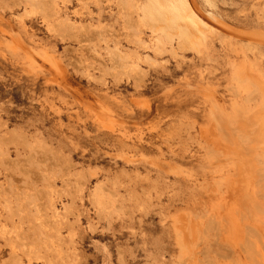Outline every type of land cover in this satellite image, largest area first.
Segmentation results:
<instances>
[{
  "label": "rangeland",
  "instance_id": "1",
  "mask_svg": "<svg viewBox=\"0 0 264 264\" xmlns=\"http://www.w3.org/2000/svg\"><path fill=\"white\" fill-rule=\"evenodd\" d=\"M55 1L57 16L49 14L47 0H0L2 224L34 226L36 242L27 245L43 251L36 208L28 205L22 222L12 214L16 198L33 183L46 196L23 203L36 198L49 217L57 213L68 264H264L262 193H253V185L234 188L227 206H219L229 185L238 184L242 162L221 149L228 165L212 173L210 148L218 144L205 149L200 137L212 127L218 137L225 127L251 137L238 126L261 93L242 74L264 80V45L247 44L255 38L239 31L264 30V0H193L232 27L198 41L171 10L182 9L185 0ZM118 2L132 8V19L124 8L119 12ZM95 29L119 36L99 45ZM118 33L129 34L132 43ZM157 39L164 44L160 52ZM16 42L30 48L34 60ZM120 52L130 53L140 75L109 64L106 59ZM49 237L52 245L55 236ZM16 256L22 264H45ZM14 262L0 235V264Z\"/></svg>",
  "mask_w": 264,
  "mask_h": 264
},
{
  "label": "bare ground",
  "instance_id": "2",
  "mask_svg": "<svg viewBox=\"0 0 264 264\" xmlns=\"http://www.w3.org/2000/svg\"><path fill=\"white\" fill-rule=\"evenodd\" d=\"M28 1V0H26ZM32 1V0H30ZM42 0H40L41 2ZM44 1V0H43ZM47 3L48 5V8H46L47 10L50 9L49 11L51 13V15L53 16H57L58 13H59V9H58V5H57V2L55 0H47ZM63 1V0H62ZM79 1V0H78ZM91 1V0H89ZM99 1V0H98ZM97 1V2H98ZM111 1V0H110ZM33 3V2H32ZM31 3V4H32ZM39 3V2H38ZM44 3V2H43ZM65 3V2H64ZM105 3V2H103ZM29 4V3H28ZM108 4V3H107ZM110 4V3H109ZM113 4V3H112ZM27 5V3H26ZM30 5V4H29ZM28 5V6H29ZM38 5V4H37ZM44 5V4H43ZM106 5V4H105ZM114 5V4H113ZM33 6V5H32ZM45 6V5H44ZM84 6V5H82ZM86 6V5H85ZM92 6V5H91ZM88 8V7H87ZM123 8L127 11L125 12L124 14L127 16L128 20L132 19V11H131V7H123L121 6V3L118 2L117 3V9H119V12L120 10H123ZM134 9L136 12H139L140 11V8L137 7V6H134ZM172 12L174 13V17L176 20H182V22H184V27H185V31H187L186 33H188L189 37H192L193 40L196 39L197 41L198 40H202L207 34H219V35H222V30L223 29H232V27H230L227 23H225L223 20L217 18L216 16L210 14V13H206L205 11L201 12L195 5L194 1L193 0H185L184 1V6L182 9L180 10H177L176 8L173 7V9L171 8ZM83 11V10H82ZM86 11V10H85ZM101 11V10H99ZM76 12V11H75ZM89 12V10L87 11ZM74 13V11H73ZM76 14V13H75ZM99 14V13H98ZM113 14V13H112ZM122 14V13H120ZM119 14V15H120ZM100 15H101V12H100ZM99 15V16H100ZM45 16V15H44ZM47 16H50L47 14ZM51 16V17H53ZM97 16V15H96ZM103 16V14H102ZM121 16V15H120ZM90 17V16H89ZM139 17V16H138ZM46 18V17H44ZM43 18V19H44ZM57 18V17H56ZM100 18V17H98ZM104 18V17H101V19ZM101 19H98V20H101ZM52 20V18H51ZM127 20V19H126ZM140 20V19H139ZM138 20V21H139ZM46 21V20H45ZM48 21V20H47ZM103 21V19H102ZM105 21V20H104ZM124 21H125V18H124ZM99 22V21H98ZM126 22V21H125ZM148 22V21H147ZM140 23H141V20H140ZM79 24V23H78ZM102 24V22L100 23ZM98 24V25H100ZM126 24V23H125ZM183 24V23H182ZM94 25V24H93ZM132 25V24H131ZM89 26H91L89 24ZM103 26V24H102ZM102 26H99L100 28H102ZM125 26V25H124ZM161 26V25H160ZM183 26V25H182ZM49 27V26H48ZM83 27V26H81ZM97 27V26H95ZM159 27V26H158ZM154 31H160L162 28H158ZM181 27V26H180ZM53 29V28H52ZM70 29V28H69ZM72 29V27H71ZM91 29L93 30L94 27H91ZM97 29V28H96ZM95 29V30H96ZM126 29V28H125ZM54 30V29H53ZM101 30V31H100ZM91 31V30H90ZM98 31V32H97ZM106 31V30H105ZM110 30H108L109 32ZM184 31V33H185ZM237 32L239 30H236ZM73 32H76V31H73ZM89 32V31H88ZM95 32H97V40L99 41V45H108L109 43V38H113L115 37L114 34H117V33H111L109 32L110 34H106L104 32L103 29H99V30H96ZM107 32V31H106ZM113 32V31H112ZM226 32V31H225ZM230 32V31H229ZM233 32V31H232ZM59 33V35H62L60 34V32H57ZM91 33V32H90ZM94 33V31H93ZM141 33V32H140ZM185 33V34H186ZM239 33H241L243 36H251L253 38H255V41H251V42H248L247 44H263L264 45V30H260V29H254L252 31H247V30H242V31H239ZM238 33V34H239ZM118 34H121L122 38L124 39L126 36L122 35V33H118ZM183 34V35H185ZM236 34V32H235ZM70 35V34H69ZM72 35V34H71ZM92 35V34H91ZM134 35L133 34H130V39L132 38V36ZM187 35V34H186ZM224 35V34H223ZM230 35V34H229ZM240 35V34H239ZM68 36V34L66 35ZM85 36V35H84ZM119 36V35H118ZM116 35L115 39L118 37ZM228 36V34H227ZM62 37V36H61ZM63 38V37H62ZM120 38V37H119ZM118 38V39H119ZM128 38V36L126 37ZM125 40L127 41L128 39ZM188 38V37H187ZM229 38H232L229 37ZM69 39V38H68ZM71 39V38H70ZM81 39V38H80ZM79 39V40H80ZM84 39V38H83ZM82 39V40H83ZM88 39V38H87ZM191 39V38H189ZM238 39V38H237ZM16 40V39H14ZM22 40V39H21ZM65 40V38H64ZM96 40V41H97ZM195 40V41H196ZM251 40V39H250ZM19 41V40H18ZM76 41V40H75ZM90 41V39H89ZM112 41V40H110ZM119 41V40H118ZM121 41V40H120ZM131 41V40H130ZM190 41V40H189ZM192 41V40H191ZM190 41V42H191ZM249 41V40H247ZM83 42V41H82ZM88 42V40H87ZM85 41V43H87ZM129 42V41H127ZM156 43H154L156 46L155 50L156 52H160L162 50V45L163 42L160 40V39H157V41H155ZM201 42V41H200ZM199 42V44H200ZM17 43V42H16ZM77 43V42H76ZM126 43V42H125ZM131 42L127 43V44H131ZM195 43V42H194ZM81 44V43H80ZM93 44V43H92ZM192 44V43H191ZM14 45V43H13ZM98 45V46H99ZM81 46V45H80ZM83 46V45H82ZM86 46V45H85ZM84 46V47H85ZM88 46V45H87ZM143 46H146V45H143ZM262 46V45H261ZM17 47L18 49H21V50H24V52L26 53L25 55L28 56L30 59L27 58V60H31L33 59L34 57V53L33 51H31L30 48H28L26 45H24L23 43H17ZM16 47V48H17ZM148 47V46H147ZM194 47V45L192 46ZM13 48V47H12ZM82 49V48H81ZM13 50V49H12ZM16 50V49H15ZM116 50L118 51V49L116 48ZM14 53V52H13ZM116 55V54H115ZM114 56L113 55H110L106 60L109 62V64H111L112 66H118V67H123L124 69L126 70H129L133 73H135L136 75H140L142 73V70H141V67L137 64L136 61H134L130 55V53H119L117 55L118 58H116V56L113 58ZM91 58V57H90ZM34 60V59H33ZM32 60V61H33ZM84 60V59H83ZM95 60V59H94ZM32 61H29V62H32ZM93 62V61H92ZM36 63V62H35ZM90 64V62H89ZM61 73V72H60ZM243 76H246V77H249L250 80H253L254 82H256L259 87H253V89L255 88L256 90L254 91H257L259 90L260 93H261V99L253 106V107H250L248 110H246V112L244 113L243 115V119L242 121L239 123V130L241 131V129H245L244 132L246 133L247 137L248 135H251V137L249 138L248 137V141L250 142V140H252L254 143H251L247 146V140L246 138H242L243 136L241 135H238V133L236 132H232L231 128H222L221 129V134H222V137H218V135L216 134V130H214L212 127L209 131L207 130H204V129H201L200 131V137L203 141L205 142H202L204 144H207L205 145V149L207 148L206 146H210L209 144H218L216 148H210V153L213 155L212 157V160H215V161H212L209 162V171H211L212 173H220L222 172V166L223 164L225 165H228V161L224 158H222L220 156V154L217 152V151H221V149L223 150V153L222 154H226V155H231V158L232 159H235L237 160L235 157L237 158H240L241 159V164L239 165V168L241 169L242 168V171H239L241 176L236 180V182L238 184H235V187H233V185L231 186L230 188V185L228 187V189L226 191H224L223 193V198H222V201L220 202L219 206L223 207V206H227V199H228V195L227 194H230L232 195V191H234V188L235 189H238V187H240V189L242 188L243 190L245 188H249L251 185L254 186H257L256 189L252 190L253 193H255L256 191L261 194L263 200H264V80H262L258 75H250L248 72L246 71H243ZM59 76V75H58ZM253 77V78H252ZM256 79V80H254ZM55 81V79H54ZM59 81V80H58ZM247 82L249 80H246ZM56 82V81H55ZM252 87H250L248 90L251 91ZM252 89V90H253ZM206 90V89H204ZM252 91V92H254ZM251 92V94H252ZM248 95L250 96L249 92H248ZM212 99V98H210ZM214 101V100H213ZM215 103V102H214ZM216 106H218V103L215 104ZM221 106V105H219ZM221 108V107H220ZM218 110L219 107H218ZM222 111V109H221ZM221 111H218V113H220L221 115ZM219 116V115H218ZM103 118V117H102ZM219 119V124L220 123V117L218 118ZM217 122V121H216ZM223 123V122H222ZM225 123V122H224ZM226 125V124H225ZM224 125V126H225ZM219 126V125H218ZM217 126V127H218ZM229 126V124H228ZM105 127V126H103ZM240 136V137H238ZM238 138H242V143L246 141L245 145L247 147H244L242 146L243 144L239 142V139ZM201 140V141H202ZM219 144H222V145H219ZM242 144V145H240ZM207 148V149H209ZM227 148V149H226ZM209 151V150H207ZM216 151V152H215ZM222 152V151H221ZM208 153L207 152V156H208ZM210 155V154H209ZM209 157V156H208ZM211 157V156H210ZM234 163L236 161H233ZM239 162V160H238ZM240 163V162H239ZM244 163V164H243ZM222 165V166H220ZM224 165V168H226ZM217 166H220L222 167L220 169V167H217ZM218 169H217V168ZM235 168V166H233ZM233 168V170H234ZM220 169V170H219ZM236 170V169H235ZM224 171V170H223ZM235 171H233V174H234ZM232 176V174H231ZM231 176L229 178H231ZM237 176V174L235 175ZM233 177V176H232ZM255 179V180H254ZM229 180V179H228ZM231 182V181H230ZM235 182V183H236ZM229 184V183H228ZM26 188H28V192L27 194L25 195L24 198H16L15 200V204L17 206V212L16 213H12L13 215H16L18 216L19 218V222L23 221L26 219V217H28V214H27V206L28 205H31V206H34L36 208V217H35V220L37 222V229L39 230V233L41 235H43L42 239L40 240L39 244L40 245H44L43 246V251H33L31 250V245L28 246V242L29 240L33 241V242H36L35 240V234L37 233L36 231H34V226H29L28 228H24L22 226L23 223H18L17 225H15L13 227V229H9L8 226L6 224H2L1 220H0V235H2V237H5L8 239V242H9V246L11 248V255H12V258L13 260H15L14 264H22V262L17 258V254L20 252L22 253L23 255H25L27 258H28V261L31 263V260H44L45 264H68L67 261H66V254L68 252V250H66L65 246H64V243H63V226H62V222H61V219H59V217L56 215L57 213H55L53 216H50L48 215V208L47 206L44 204V203H37L38 200L35 198V200H33L32 202H30L29 204L28 203H23L24 200H26L27 198L29 197H32V196H37V195H40V199H42V196H46V194H41L39 192V190H37V188L34 186L33 183L31 184H28L26 186ZM252 188V187H251ZM20 185L17 186V194L20 193ZM100 187L99 186H96L94 188V191H93V194L95 196V201L98 203V208L101 207L100 204L103 203V202H100L99 198L102 196V193H100ZM239 189V190H240ZM250 189V188H249ZM248 191V189L246 190ZM246 193V192H245ZM248 194V193H247ZM246 195V194H245ZM244 195V196H245ZM243 196V197H244ZM249 195H246L245 198L247 197L248 198ZM39 197V196H38ZM104 197V195H103ZM101 199V198H100ZM104 200V199H103ZM248 200V199H247ZM250 201V200H249ZM107 203V202H106ZM249 203V202H248ZM250 204H252V202H250ZM102 205V204H101ZM243 205V204H242ZM103 206V205H102ZM237 206V205H236ZM249 206V205H248ZM105 207V205H104ZM107 207V206H106ZM105 207V208H106ZM219 207V208H221ZM110 209V208H109ZM218 209V207L216 208ZM99 210V209H97ZM234 210V209H233ZM233 212V211H232ZM105 213V212H104ZM241 214V213H240ZM239 214V215H240ZM245 214V213H244ZM101 215V214H100ZM220 215V213H219ZM235 217V216H234ZM107 218V217H106ZM220 218V216H219ZM223 218V217H221ZM241 218V217H240ZM244 219V218H243ZM229 220V219H226V221ZM231 220V219H230ZM225 222V221H224ZM228 223V221H227ZM230 223V222H229ZM230 225V224H229ZM236 226V225H235ZM234 230V229H233ZM256 230V229H255ZM258 231V230H257ZM50 234L54 235L55 236V240H52L51 243L53 242L52 245L46 243L47 241H49L50 239ZM183 234V233H182ZM228 236V235H227ZM258 237V236H257ZM260 237V236H259ZM262 237V236H261ZM183 238V237H182ZM263 240V239H262ZM258 243V242H257ZM263 243V242H262ZM48 244V245H47ZM28 246V249L25 250L24 248H26ZM260 245V244H259ZM23 247V248H22ZM251 247V246H250ZM30 248V249H29ZM244 249V248H243ZM247 252V251H246ZM263 252V251H262ZM43 254V255H42ZM252 259V258H251ZM264 260V259H263ZM75 261V260H74ZM257 261V260H256ZM253 263V261L251 262ZM255 263V262H254ZM258 263V262H257ZM264 263V262H263Z\"/></svg>",
  "mask_w": 264,
  "mask_h": 264
}]
</instances>
